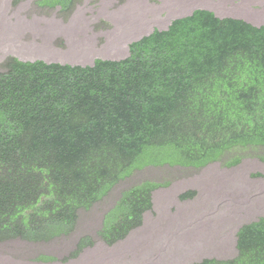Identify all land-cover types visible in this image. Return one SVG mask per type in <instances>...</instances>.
<instances>
[{
  "label": "trees",
  "instance_id": "16d2710c",
  "mask_svg": "<svg viewBox=\"0 0 264 264\" xmlns=\"http://www.w3.org/2000/svg\"><path fill=\"white\" fill-rule=\"evenodd\" d=\"M81 1L38 3L67 18ZM1 66L0 242L71 233L79 211L135 169L203 168L264 147V24L200 8L132 42L121 60ZM159 185L123 191L104 218L106 244L143 224ZM237 236L236 257L192 264H264V218ZM90 245L82 238L76 253Z\"/></svg>",
  "mask_w": 264,
  "mask_h": 264
},
{
  "label": "rangeland",
  "instance_id": "374dc122",
  "mask_svg": "<svg viewBox=\"0 0 264 264\" xmlns=\"http://www.w3.org/2000/svg\"><path fill=\"white\" fill-rule=\"evenodd\" d=\"M40 0H0V71L8 57L91 65L121 60L130 44L195 9L264 24V0H82L66 18ZM239 156L240 162L227 161ZM144 181L159 187L143 224L108 245L106 214L123 191ZM187 195L186 197H183ZM264 218V147L236 148L203 168L168 164L135 169L89 210L75 229L49 241L0 242V264H192L236 257L241 227ZM82 238L92 245L76 253Z\"/></svg>",
  "mask_w": 264,
  "mask_h": 264
},
{
  "label": "clouds",
  "instance_id": "9594fccd",
  "mask_svg": "<svg viewBox=\"0 0 264 264\" xmlns=\"http://www.w3.org/2000/svg\"><path fill=\"white\" fill-rule=\"evenodd\" d=\"M166 29V28H165Z\"/></svg>",
  "mask_w": 264,
  "mask_h": 264
}]
</instances>
